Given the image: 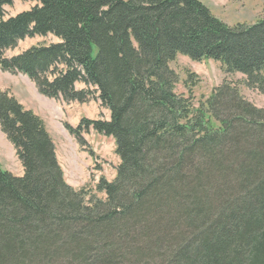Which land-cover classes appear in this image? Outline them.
<instances>
[{
    "label": "trees",
    "instance_id": "16d2710c",
    "mask_svg": "<svg viewBox=\"0 0 264 264\" xmlns=\"http://www.w3.org/2000/svg\"><path fill=\"white\" fill-rule=\"evenodd\" d=\"M14 1L0 0V68L49 98L96 97L109 119L65 127L82 146L92 129L114 138L120 162L96 184L105 197L74 188L42 118L0 90L24 169L0 162V264H264V108L228 81L196 106L171 67L211 59L264 94V17L231 26L201 0H33L6 18ZM48 34L59 41L3 56Z\"/></svg>",
    "mask_w": 264,
    "mask_h": 264
},
{
    "label": "rangeland",
    "instance_id": "374dc122",
    "mask_svg": "<svg viewBox=\"0 0 264 264\" xmlns=\"http://www.w3.org/2000/svg\"><path fill=\"white\" fill-rule=\"evenodd\" d=\"M211 12L233 26L238 23L252 24L264 17V0H201ZM36 2L33 0H15L13 5L6 6L5 17L15 16L30 10ZM53 34L37 35L21 40L15 48L4 52V57L11 58L21 54L33 46L49 45L58 42ZM177 72L179 81L177 92L191 95L198 106L205 101L215 87L223 81L237 86L240 93L253 104L264 108V94L250 89L244 84L245 76L241 73H227L220 62L205 59L194 61L187 56L179 55L171 63ZM78 89L86 88L83 83H77ZM0 90L14 96L25 108L32 110L42 118L50 133L64 170L66 181L74 188L87 187L96 191V184L101 176L113 180L116 176V166L120 158L115 152L116 144L112 137L98 134L93 129L84 133L86 145L82 146L72 135L65 123L78 126L83 117L89 119H109V109L102 107L96 97L86 102H66L42 95L36 83L22 73L13 74L0 68ZM97 96V94H96ZM94 152V156L90 154ZM0 162L2 166L15 175H23V165L14 145L9 141L0 127ZM105 197L104 193H98Z\"/></svg>",
    "mask_w": 264,
    "mask_h": 264
},
{
    "label": "crops",
    "instance_id": "0c3cea01",
    "mask_svg": "<svg viewBox=\"0 0 264 264\" xmlns=\"http://www.w3.org/2000/svg\"><path fill=\"white\" fill-rule=\"evenodd\" d=\"M57 152V151H56ZM57 157H58V160H59V156L57 155ZM60 162V161H59Z\"/></svg>",
    "mask_w": 264,
    "mask_h": 264
}]
</instances>
